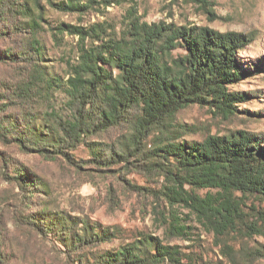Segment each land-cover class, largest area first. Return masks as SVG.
Masks as SVG:
<instances>
[{"label": "trees", "instance_id": "1", "mask_svg": "<svg viewBox=\"0 0 264 264\" xmlns=\"http://www.w3.org/2000/svg\"><path fill=\"white\" fill-rule=\"evenodd\" d=\"M40 1L0 0V40H10L0 51V62L19 64L22 69L14 85L0 84V141L45 159L65 157L74 163L72 151L86 145L93 153L89 161L97 169L112 171L111 167L119 166L114 170L119 178L162 196L171 207H189L218 236L264 234V207L245 209L247 196L264 202V132H208L200 141L189 140L187 135L198 129L176 121L181 110L193 105L207 106L223 117L236 115L237 104L258 93L229 88L264 70V66L247 69L239 55L253 42V35L165 20L148 22L136 11H129L121 31L103 23L51 24L55 39L66 31L80 36L78 59L62 78L49 75L45 67ZM49 4L63 12L91 6L80 0ZM55 89L68 95L71 116L52 108L38 119L35 102ZM115 132L117 138L107 145L91 141ZM4 161L8 168L9 161ZM13 169V175L5 171L4 175L29 198L48 188L26 169ZM139 169L161 179V188L132 185L125 176ZM54 218L47 208L27 216L29 224L53 232L78 256L84 247L110 241L116 234L85 219L70 217L59 223ZM169 226L177 233L184 231L174 217ZM182 258L178 246L145 235L115 250H99L92 261L78 257L76 262L180 264ZM0 264H5L2 253Z\"/></svg>", "mask_w": 264, "mask_h": 264}, {"label": "rangeland", "instance_id": "2", "mask_svg": "<svg viewBox=\"0 0 264 264\" xmlns=\"http://www.w3.org/2000/svg\"><path fill=\"white\" fill-rule=\"evenodd\" d=\"M50 1L59 3L62 0L40 1L45 17V28L40 36L45 45L44 63L49 75L66 77L78 59L80 40L79 35L68 31L55 39L51 24L88 27L103 23L121 31L129 11H136L148 22L165 20L253 35V42L239 55L247 69L264 66V0H80L91 6L64 12L50 5ZM9 43L10 40H0V51L3 52ZM21 75L19 64L0 62V84L14 85ZM229 88L258 93L239 102L236 115L229 117L214 113L207 106L184 108L177 115V123H187L198 129L187 135V139L200 141L208 132L222 135L240 129L264 132V70L253 72ZM67 100L68 95L63 89L52 90L48 97L35 102L38 119H42L43 111L52 108L70 117ZM40 123L38 120L37 125ZM117 135L115 132L91 141L107 145ZM72 153L75 163L65 157L49 160L0 141V253L5 257V264H79L76 262L78 257L83 262H88L87 258L92 261L99 250H115L145 235H152L163 244L178 246L183 253L180 264H264V234L252 232L245 236L234 232L229 236H218L189 207H171L162 196H155L145 188L137 189L119 178L114 171L119 166L111 167L112 171L97 169L89 161L93 153L88 146L81 145ZM4 160L9 161L8 168H5ZM14 166L26 169L30 177L48 188L37 191L35 198H29L15 180L4 175H13ZM125 177L132 185L151 190L160 189L163 184L161 179L143 169L129 172ZM199 192L204 194L206 190ZM245 205L246 210L251 207L263 209L264 202L255 196H247ZM43 208H47L59 223V219L63 223L70 217L73 220L81 218L116 231L115 237L92 248L84 247L78 256L63 246L53 232L45 233L28 223L27 216ZM173 217L184 231L170 230ZM224 244L228 246L224 248Z\"/></svg>", "mask_w": 264, "mask_h": 264}]
</instances>
